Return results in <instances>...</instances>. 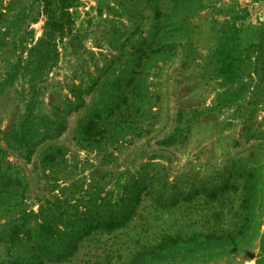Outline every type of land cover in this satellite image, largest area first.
Returning a JSON list of instances; mask_svg holds the SVG:
<instances>
[{"label": "rangeland", "instance_id": "rangeland-1", "mask_svg": "<svg viewBox=\"0 0 264 264\" xmlns=\"http://www.w3.org/2000/svg\"><path fill=\"white\" fill-rule=\"evenodd\" d=\"M0 4V187L10 180L13 194L0 264L22 250V191L32 227L56 186L115 201L149 162L198 186L190 201H145L124 228L46 264H264V0H77L54 36L38 0ZM29 112L22 146L9 135ZM93 120L97 139L84 130ZM223 180L217 198L201 195ZM165 236L176 241L136 256Z\"/></svg>", "mask_w": 264, "mask_h": 264}, {"label": "trees", "instance_id": "trees-1", "mask_svg": "<svg viewBox=\"0 0 264 264\" xmlns=\"http://www.w3.org/2000/svg\"><path fill=\"white\" fill-rule=\"evenodd\" d=\"M34 1L37 0H10V3L17 5ZM38 1L42 8L39 14H45L46 18V34L54 36L56 32H59L62 29V19L70 24L69 10L77 6V0ZM0 15H2L1 12ZM0 42L3 44L2 39ZM33 123L34 119L29 112L20 131L11 133L9 136L19 145L28 146L33 139V130H30V125ZM97 126L95 120L85 126L86 136L91 139L100 138L101 132L96 131ZM52 133L46 130V132L39 133V136L42 139L47 137L51 139V136L55 138L61 132ZM53 160L52 158L50 162ZM165 169L166 167L153 162L143 164L136 171L135 176H132L122 186L121 195L115 201L107 195H92L89 190V188L92 189V185L79 196H66L64 195L66 188L56 186L54 190L58 189V194L51 201L47 200L39 207L38 213L34 215L32 227L29 223L33 215L26 210L23 204L24 191H22V202L19 204L22 207L16 219L19 224L13 225L20 229L18 234L21 235L20 248L22 250L15 261L17 264H46L66 260L77 251L78 245L90 236L110 234L124 228L136 216L140 205L145 201L161 210L174 209L180 203L190 201V194L196 192L198 186L192 183L185 187L181 186L176 178L170 181ZM10 183L9 180L7 184L3 183L0 187V205H3L7 199H9L8 202L13 199L7 197L8 195L12 197L13 194L8 191L4 193L6 188H10ZM228 185V180H223L219 184H212V182L204 184L200 187L201 195L217 198V194L226 190ZM168 237L165 236L163 243L153 248H142L136 256L161 253L169 243L176 241L173 237Z\"/></svg>", "mask_w": 264, "mask_h": 264}]
</instances>
